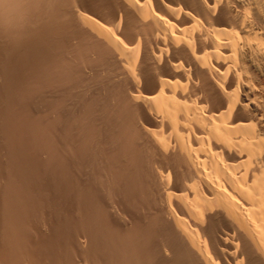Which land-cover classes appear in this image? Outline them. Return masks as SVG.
Instances as JSON below:
<instances>
[{
	"label": "bare ground",
	"instance_id": "obj_1",
	"mask_svg": "<svg viewBox=\"0 0 264 264\" xmlns=\"http://www.w3.org/2000/svg\"><path fill=\"white\" fill-rule=\"evenodd\" d=\"M0 264H264V0H0Z\"/></svg>",
	"mask_w": 264,
	"mask_h": 264
}]
</instances>
